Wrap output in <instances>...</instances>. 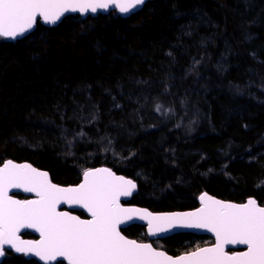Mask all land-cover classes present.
<instances>
[{
    "label": "trees",
    "instance_id": "16d2710c",
    "mask_svg": "<svg viewBox=\"0 0 264 264\" xmlns=\"http://www.w3.org/2000/svg\"><path fill=\"white\" fill-rule=\"evenodd\" d=\"M7 160L62 186L106 167L136 184L124 204L152 212L194 209L201 193L264 205V0H152L0 37ZM121 232L146 241L142 226ZM206 242L177 234L162 249ZM0 264L38 263L5 251Z\"/></svg>",
    "mask_w": 264,
    "mask_h": 264
},
{
    "label": "snow or ice",
    "instance_id": "6c2138e0",
    "mask_svg": "<svg viewBox=\"0 0 264 264\" xmlns=\"http://www.w3.org/2000/svg\"><path fill=\"white\" fill-rule=\"evenodd\" d=\"M144 0H0V37L15 39L32 29L41 18L55 24L66 12L107 9L120 13L142 5ZM136 185L109 169H89L75 187L52 184L46 172L28 164L7 161L0 167V256L5 246L33 254L47 264L63 257L68 264H264V207L255 200L225 203L203 194L201 207L193 212L153 215L145 210L121 207ZM22 188L36 199L16 200L9 189ZM67 203L86 209L91 219H81L57 206ZM134 216L147 219L150 234L175 227L207 229L216 237L212 247L197 248L173 259L150 244L126 239L119 225ZM35 229L40 239L25 241L21 229ZM225 245H246L247 250L229 254Z\"/></svg>",
    "mask_w": 264,
    "mask_h": 264
},
{
    "label": "water",
    "instance_id": "95a60500",
    "mask_svg": "<svg viewBox=\"0 0 264 264\" xmlns=\"http://www.w3.org/2000/svg\"><path fill=\"white\" fill-rule=\"evenodd\" d=\"M148 1H152V0H144V3L140 6H138L137 8L129 11L128 13H120V11L115 7V5H109V7L107 9H97V11L95 13L91 12L90 10L89 11H86L85 13L81 14L80 12H66L61 18L60 20H58L55 24H48V23H45L41 18H37V22L36 23H39L41 26L45 27V28H51V27H56L65 17L67 16H72V15H76L78 16L80 19H86L87 17L89 18H94L96 17L98 14H101V15H107L108 13L110 12H115L120 18H127L129 17L130 15L138 12L139 10L142 9V7L144 6V4H146ZM36 27V24H34L33 28L28 30L26 33H24L23 35L21 36H18L17 38L15 39H12V38H6V37H1V38H4L6 40H10V41H15V40H20L26 36H28L29 34H31L34 29ZM7 161H10V160H7ZM7 161H4L0 167L3 166V164ZM14 164H28V165H31L30 163L28 162H14L12 161ZM32 168H35L37 171H40V172H46V171H43V170H40L36 167H34L33 165H31ZM93 169H108L106 167H97V168H93ZM110 170V169H109ZM115 176L117 177H124L120 174H116L114 173L112 170H110ZM47 173V172H46ZM48 174V173H47ZM125 179L127 180H131L130 178H127V177H124ZM48 179L49 181L51 182L50 180V177L48 175ZM133 181V180H131ZM83 182V174L81 175V180L78 184L76 185H71V186H62V185H58V184H55V183H52V184H55L59 187H64V188H67V187H75L77 185H79L80 183ZM133 183L135 184V182L133 181ZM136 185V184H135ZM137 191V187H135V189L132 190L131 194L129 196H121L120 197V200H119V203L121 205V207H124V208H133V209H140V210H145L149 213H152L153 215H160V216H165V215H171V214H178V213H188V212H193L195 211L196 209L200 208L201 207V201H200V196L203 195V194H206V193H201L198 197H197V204L198 206L194 209H188V210H181V211H172V212H152L146 208H142V207H138V206H132V205H126L124 204L127 200H129ZM9 196H11L13 199H16V200H21V201H24V200H33V199H36V195L35 193H30V192H25L22 188H12V189H9ZM15 195H22L24 196L25 198L24 199H19L17 197H15ZM207 196L209 197H212L208 194H206ZM213 199L215 200H219V201H222V202H225V203H233V204H245L247 203V201L249 199H252L254 200L253 198H248L246 199L244 202H232V201H226V200H222V199H218V198H215V197H212ZM256 201V200H255ZM256 204L258 207H264V205H260L257 203L256 201ZM57 210L60 211V212H68L70 213L71 215H75V216H78L80 217L77 213H82L83 217H80L81 219H91V216L90 214L86 211V209L80 207L79 205H70V204H67V203H62L60 205L57 206ZM133 225H136V226H142L145 230V234H146V237L148 239V241H145V242H139L137 241L138 243H142V244H151L152 241H155V240H163V239H166V238H170L174 235H177V234H192L194 236H199V237H208L211 241H212V244L211 245H207V246H203V247H200V248H205V247H212L215 242H216V237L215 235L208 231L207 229H197V228H186V227H175V228H172L170 229L169 231H166V232H158L156 233L155 235L153 234H150L149 233V230H148V222H147V219H140L138 216H134L132 220H128L126 221L125 223L119 225V230L121 232V230L123 229H126L127 227L129 226H133ZM24 233H29L30 235H32L33 238H24L22 237V235ZM20 238L22 240H25V241H35V240H39L40 239V234L39 232H37L35 229H29V228H25V229H21L20 233ZM121 235H123L126 239H129V240H135V239H132V238H129L127 236H125L122 232H121ZM136 241V240H135ZM153 247V246H152ZM155 250L157 251H161V252H164L167 256H170L172 257L173 259H176L180 256H184L186 255L187 253H182V254H179L177 256H172L168 253H166L164 250H161V249H157L155 247H153ZM247 250V246L246 245H225V251L229 253V251H233V252H241V251H246ZM5 251H8V252H11L15 255H22L26 260H34L36 261L38 264H45L44 261H41L38 257H36L35 255L33 254H28V255H25L24 253H18L16 252L15 250L11 249L10 247L8 246H5ZM195 251V250H194ZM192 252V251H191ZM232 252V253H233ZM190 253V252H188ZM231 254V253H229ZM5 255V254H4ZM4 255L3 256H0V263L2 262L3 258H4ZM63 262L64 264H68V261L66 259H64L63 257H57L55 260H50L47 262V264H55L56 262Z\"/></svg>",
    "mask_w": 264,
    "mask_h": 264
},
{
    "label": "flooded vegetation",
    "instance_id": "af4514ba",
    "mask_svg": "<svg viewBox=\"0 0 264 264\" xmlns=\"http://www.w3.org/2000/svg\"><path fill=\"white\" fill-rule=\"evenodd\" d=\"M16 197V196H15ZM24 199V198H23ZM144 232H145V230H144ZM146 235V234H145ZM190 235H192V234H190ZM194 236V235H193ZM199 237V236H198ZM208 238V237H207ZM209 239V238H208ZM163 240H165V239H163ZM163 240H155V241H157V242H160L161 244H162V241ZM146 241H148V239H147V237H146ZM155 241H152L151 242V244H152V246L153 247H155L154 246V243L153 242H155ZM139 242H145V241H139ZM212 244V241L209 239V242L207 243V244H204V245H202V246H200V247H203V246H207V245H211ZM164 247V246H163ZM200 247H196V248H193V249H191V250H188V251H186V252H182V253H188V252H191V251H194V250H196L197 248H200ZM156 248V247H155ZM157 249H161V250H164V249H162V248H157ZM165 251V250H164ZM166 252V251H165ZM233 251H229V253H232ZM167 253V252H166ZM182 253H179V254H182ZM178 254V255H179ZM171 255V254H170ZM172 256H177V255H172Z\"/></svg>",
    "mask_w": 264,
    "mask_h": 264
},
{
    "label": "rangeland",
    "instance_id": "374dc122",
    "mask_svg": "<svg viewBox=\"0 0 264 264\" xmlns=\"http://www.w3.org/2000/svg\"><path fill=\"white\" fill-rule=\"evenodd\" d=\"M154 243V246L156 247V248H162L163 247V244H161L160 242H157V241H155V242H153ZM207 243V242H206Z\"/></svg>",
    "mask_w": 264,
    "mask_h": 264
}]
</instances>
